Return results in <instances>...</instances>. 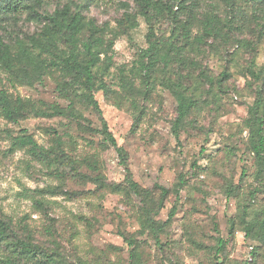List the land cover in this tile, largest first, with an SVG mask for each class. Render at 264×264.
Here are the masks:
<instances>
[{
    "label": "rangeland",
    "instance_id": "1",
    "mask_svg": "<svg viewBox=\"0 0 264 264\" xmlns=\"http://www.w3.org/2000/svg\"><path fill=\"white\" fill-rule=\"evenodd\" d=\"M157 2L151 23L135 0L45 6L69 3L101 29L93 90L101 113L54 59L32 84L0 66V90L17 110L15 120L0 111V211L10 241H32L49 264H264V169L245 125L258 103L264 117V0H178L168 10ZM19 16L1 24L12 44L43 25ZM208 17L217 31L204 28ZM173 89L193 103L178 137ZM17 98L46 111L74 100L82 119L43 116ZM26 133L43 154L18 144ZM7 255L3 246L0 264Z\"/></svg>",
    "mask_w": 264,
    "mask_h": 264
},
{
    "label": "trees",
    "instance_id": "2",
    "mask_svg": "<svg viewBox=\"0 0 264 264\" xmlns=\"http://www.w3.org/2000/svg\"><path fill=\"white\" fill-rule=\"evenodd\" d=\"M51 0H0V66L5 71L14 75L19 81L32 84L34 80H40L44 72L50 67L51 60L58 63V67L69 74L74 83L81 86L84 92L80 95L86 101L93 104L95 110L101 113L98 102L94 99L93 90L95 87V67L100 62L101 54L104 53L103 47L106 41L102 35L101 29L94 20H86L81 11H72L71 4L67 3L61 8H56L53 12L46 11L45 6ZM143 15L151 23L154 13L160 12L159 2L157 0H135ZM178 0H167L168 9L170 3ZM184 2V1H183ZM183 2L179 4L183 6ZM166 4V6H167ZM155 11V12H154ZM26 14L28 19L42 23V28L38 33L27 35L25 38H18L14 44L7 42L1 30L5 19L12 17L16 20L19 15ZM14 16V17H13ZM122 25H128L127 19L120 21ZM204 28L208 32L217 31L215 21L212 17L206 18ZM112 45V41L108 46ZM64 46V47H63ZM149 51H153L155 46L151 45ZM166 56V55H163ZM174 95L178 101V115L174 122L176 136H179V130L183 121L188 115L192 100L180 89H173ZM18 106L30 105L37 114L43 116H69L80 118L72 109L74 100H71L67 107L58 104L50 105V111L37 109L34 103L16 99ZM259 105H254L250 109V115L245 121L246 128L250 133V143L264 169V117L259 116ZM0 111L7 119L15 120L17 110L14 108L13 101L9 93L0 90ZM104 137L115 147L120 162L126 170V180L129 185L138 192V183L134 181L125 149L119 146L116 138L109 130L107 123L103 120ZM20 146H28L35 154H43V147L39 146L36 140L30 134H22L17 138ZM183 182V181H181ZM165 193V190H163ZM174 210L170 216H173ZM264 229V225H263ZM251 225L246 224V235H251ZM10 224L2 217L0 211V250L6 247L8 255L4 259V264H49L53 257L43 254L38 245L32 241L16 240L10 241ZM157 237V235H156ZM219 250L224 247V242L219 241ZM43 254V258H37ZM219 264V263H215Z\"/></svg>",
    "mask_w": 264,
    "mask_h": 264
}]
</instances>
